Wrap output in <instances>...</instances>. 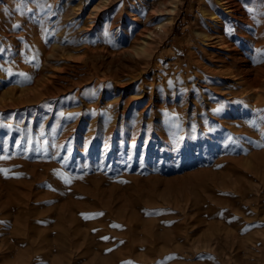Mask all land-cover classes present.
Masks as SVG:
<instances>
[{
	"label": "rangeland",
	"instance_id": "1",
	"mask_svg": "<svg viewBox=\"0 0 264 264\" xmlns=\"http://www.w3.org/2000/svg\"><path fill=\"white\" fill-rule=\"evenodd\" d=\"M74 1L0 0V264H264V0L242 85L190 58L198 0H134L95 50ZM147 21L169 29L124 50Z\"/></svg>",
	"mask_w": 264,
	"mask_h": 264
},
{
	"label": "bare ground",
	"instance_id": "2",
	"mask_svg": "<svg viewBox=\"0 0 264 264\" xmlns=\"http://www.w3.org/2000/svg\"><path fill=\"white\" fill-rule=\"evenodd\" d=\"M133 1L134 0H76L74 1L75 3L73 5H70L71 3H69V5L72 6L71 9L74 10L73 12H75V14L77 12H80V26H81L80 29L84 31V36H83L84 41L82 42L83 46L88 50H95L97 49L99 44H102V46L103 44L113 45L114 42L112 40V36L115 35L117 32H119L120 27L125 26L124 23L122 24V26L116 25L114 23L119 19L118 17L121 14V12L124 11L126 16L129 15L132 20H139L138 16L141 13L139 11H138L139 13H137L136 9H132L131 3H133ZM179 1L180 0H163L160 4V7L157 10H159L160 13L162 14L167 13L174 15V13H176V11L179 8ZM246 3H248V1ZM242 4H243L242 0H198L197 11H199V13L201 14V25L199 26V28L196 29L194 46L192 48L189 47L188 52L194 64H196L197 67L202 70L201 75H214V76L222 75L224 77L229 78L234 83L242 85V68H239L238 70H234L228 62L230 59L241 58L242 56V34H243ZM72 10H70V12ZM73 15L74 14H72V16ZM146 15L150 18H153L157 14L156 12L154 13L153 10V12H151L149 15L148 14ZM67 16L68 15L66 14V17ZM66 17L65 16L60 17L59 20L63 18L68 19ZM257 21L258 23L264 22V18H259ZM102 22L104 27L101 31L97 32V28ZM152 23L153 22L151 21L148 25L145 23L139 28L137 27L133 36L129 33L128 30L122 31L121 33H127V35L128 34L130 35L129 36L130 38H128L130 45L129 47H124V50H130L129 52L131 53L144 51L146 50L147 46H149L154 42L156 36H160L159 38H161L164 34H166V32L169 29V27L168 28L166 27V24L168 25V23L162 22L159 25L158 24L155 25L156 23L155 24L153 23L155 26L152 25ZM135 24H133L132 26L134 27ZM60 29H62V27H60ZM75 30L73 32H75ZM110 30H112L111 33L109 32ZM93 35H97V37H94ZM91 36L93 37L91 38ZM55 46L52 47L55 48ZM123 52H128V51H123ZM68 60L72 61L73 59L72 60L68 59ZM69 74L71 73L69 72ZM59 77L61 78L65 76L61 73L60 69L58 68L53 69L48 74V80L50 82H54ZM258 84L259 83H257V85ZM234 96L233 98H235Z\"/></svg>",
	"mask_w": 264,
	"mask_h": 264
},
{
	"label": "snow or ice",
	"instance_id": "3",
	"mask_svg": "<svg viewBox=\"0 0 264 264\" xmlns=\"http://www.w3.org/2000/svg\"><path fill=\"white\" fill-rule=\"evenodd\" d=\"M14 27H18V25L17 26H14ZM104 239H106V238H104Z\"/></svg>",
	"mask_w": 264,
	"mask_h": 264
}]
</instances>
